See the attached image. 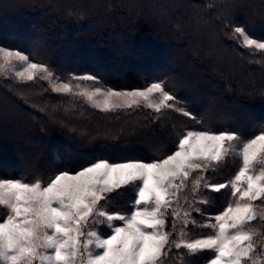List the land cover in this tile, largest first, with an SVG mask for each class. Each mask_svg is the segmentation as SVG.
I'll return each mask as SVG.
<instances>
[{
	"label": "trees",
	"instance_id": "obj_1",
	"mask_svg": "<svg viewBox=\"0 0 264 264\" xmlns=\"http://www.w3.org/2000/svg\"><path fill=\"white\" fill-rule=\"evenodd\" d=\"M240 25L264 38V0H0V45L27 49L63 81L94 73L106 86L132 90L163 80L196 117L168 111L156 119L143 108L103 112L83 98L52 92L47 81L0 74V177L75 170L85 154L159 155L158 149L175 147L181 129L200 128L198 121L238 128L245 138L258 134L264 53L230 38ZM239 166V158L229 160L209 173L210 182L230 179ZM120 194L119 202L130 200L127 191ZM229 196L228 190L211 193L216 207L207 211L215 215Z\"/></svg>",
	"mask_w": 264,
	"mask_h": 264
},
{
	"label": "snow or ice",
	"instance_id": "obj_2",
	"mask_svg": "<svg viewBox=\"0 0 264 264\" xmlns=\"http://www.w3.org/2000/svg\"><path fill=\"white\" fill-rule=\"evenodd\" d=\"M230 38L264 53V38L244 25L233 27ZM0 74L47 81L52 92L83 98L103 112L143 108L156 119L168 111L196 119L163 80L132 90L106 86L94 73L60 81L27 49L6 45H0ZM198 123L181 129L175 147L158 149L159 155L85 154L75 170L0 177V208L6 210L0 264H195L201 256L204 264H264V123L250 138L235 127ZM233 158L240 160L235 174L210 182L209 173ZM122 190L130 200L113 203ZM222 190L229 202L212 215L209 196Z\"/></svg>",
	"mask_w": 264,
	"mask_h": 264
},
{
	"label": "rangeland",
	"instance_id": "obj_3",
	"mask_svg": "<svg viewBox=\"0 0 264 264\" xmlns=\"http://www.w3.org/2000/svg\"><path fill=\"white\" fill-rule=\"evenodd\" d=\"M21 67H22V66H18V69H17V70H20ZM3 75H4V74H3ZM4 76H6V77H11V75H4ZM13 79H16V78L13 77ZM60 81H63V80H60ZM15 110H16V112H17V116H16L17 118H18V117L20 118L21 116L23 117V115L21 114L20 110H18L17 108H15ZM7 128L10 129L9 126H8ZM9 137H10V136H9ZM13 141H15V140L13 139ZM8 142H9V143L12 142V138H11V137H10V139H8ZM13 154H14V153L11 152V153H9L8 156H11V155H13ZM230 160H235V158L230 159ZM120 197H121V194L118 195V196L116 197V199L113 201V203H116V202L119 200ZM5 215H6V210L0 208V219H2Z\"/></svg>",
	"mask_w": 264,
	"mask_h": 264
}]
</instances>
